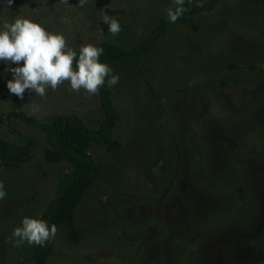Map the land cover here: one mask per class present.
<instances>
[{
    "label": "rangeland",
    "instance_id": "1",
    "mask_svg": "<svg viewBox=\"0 0 264 264\" xmlns=\"http://www.w3.org/2000/svg\"><path fill=\"white\" fill-rule=\"evenodd\" d=\"M169 7L172 0H13L0 24L25 15L74 50L101 41L129 48ZM104 13L119 21L116 35ZM195 21V30L170 24L138 63L108 62L119 74L111 90L120 149L90 143L100 174L76 208L80 236L71 242L58 229L48 264H264V0L220 1ZM3 69L0 62V139L30 151L0 168V264H34L36 244L17 246L12 230L24 216L40 217L71 165L46 161L45 132L6 115L47 122L75 113L95 127L102 111L97 93L67 81L43 97H17Z\"/></svg>",
    "mask_w": 264,
    "mask_h": 264
},
{
    "label": "trees",
    "instance_id": "2",
    "mask_svg": "<svg viewBox=\"0 0 264 264\" xmlns=\"http://www.w3.org/2000/svg\"><path fill=\"white\" fill-rule=\"evenodd\" d=\"M220 1L224 0H204L187 4L185 5L187 11L174 23L185 22L195 30L196 15L200 11L213 9ZM170 24L173 22H169L167 14L163 15L147 36L141 37L129 48L107 41L99 42L96 45L103 49L99 57L100 61L138 63L141 56L158 44L160 37ZM105 79L107 80V77ZM97 95L102 117L97 120L95 127H87L75 113L58 114L47 122L38 121L20 110H13L6 115V117L18 118L26 124L39 127L45 132L47 146L43 156L46 161L50 163L67 161L71 165V169L65 172L57 183L52 199L39 217L55 224L57 230L64 228L66 237L71 242H76L80 236V230L75 222L76 208L100 174L98 165L88 152L90 143L102 145L110 153H116L120 149V142L113 138V128L120 114L112 102L111 86L106 84L100 86ZM29 151L28 145L12 147L0 139V168L14 167L27 156ZM53 248L54 238L46 241L44 246L36 244L31 255L34 264H48L47 259L53 252Z\"/></svg>",
    "mask_w": 264,
    "mask_h": 264
},
{
    "label": "clouds",
    "instance_id": "3",
    "mask_svg": "<svg viewBox=\"0 0 264 264\" xmlns=\"http://www.w3.org/2000/svg\"><path fill=\"white\" fill-rule=\"evenodd\" d=\"M59 2L63 4L67 0ZM78 3L83 5L86 0H78ZM12 4L13 0H0V14H9ZM184 5L185 0H172V7L166 9L169 22L174 23L187 11ZM101 19L109 33L116 35L120 32L121 26L115 17L104 13ZM102 52V47L92 43L74 50L68 46L62 33L48 30L29 16L16 14L0 24V62L4 63L3 71L11 74V78L5 81L6 88L17 97H22L25 90L43 97L48 89L55 90L65 81L71 90L83 89L88 94L97 93L105 84L109 87L116 85L119 74L114 73L108 63L100 61ZM5 195L4 184L0 181V199ZM56 232L55 224L24 216L20 226L13 228L12 237L17 238V246L24 242L44 246Z\"/></svg>",
    "mask_w": 264,
    "mask_h": 264
}]
</instances>
